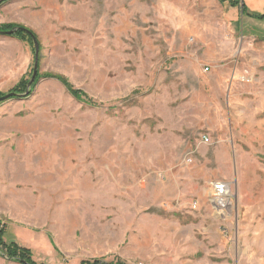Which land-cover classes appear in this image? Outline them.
Masks as SVG:
<instances>
[{
  "label": "rangeland",
  "instance_id": "374dc122",
  "mask_svg": "<svg viewBox=\"0 0 264 264\" xmlns=\"http://www.w3.org/2000/svg\"><path fill=\"white\" fill-rule=\"evenodd\" d=\"M19 1L0 25L32 30L37 71L90 100L55 77L12 91L34 47L0 34V96L16 93L0 101V152L33 157L46 185L37 219L0 215L3 241L45 264H264V19L218 0ZM51 165L69 182L41 177ZM0 264L19 263L0 247Z\"/></svg>",
  "mask_w": 264,
  "mask_h": 264
},
{
  "label": "crops",
  "instance_id": "0c3cea01",
  "mask_svg": "<svg viewBox=\"0 0 264 264\" xmlns=\"http://www.w3.org/2000/svg\"><path fill=\"white\" fill-rule=\"evenodd\" d=\"M55 0H29V3L18 2L17 8H22L23 6L32 7L34 9L42 8L47 10L54 3ZM234 1V0H233ZM236 5H231L228 1L223 2V4L228 3L232 10L238 11L240 16L246 20L249 25H254L256 20L263 21L264 18H257L253 15H264V0H235ZM219 2V1H218ZM24 4V5H21ZM244 7L246 13L249 15H242L241 8ZM255 19V20H254ZM258 23V22H257ZM262 24V22H260ZM257 25L258 27L260 26ZM263 28L259 29H264ZM258 29V28H256ZM2 152V151H1ZM0 152V215L8 216L18 221H32L37 219V213L40 214L41 207L37 210V196H36V185H40L46 188L45 184L33 183L31 178L33 175H37V168L35 171V162L33 157H28L27 160L18 161L15 164L11 159V153L6 152L7 161L3 154ZM45 165V163H44ZM39 179V177H38ZM36 186V187H35ZM47 192H41L40 198H44L48 195L50 206L52 199V190L47 186ZM44 190V189H43ZM45 191V190H44ZM51 196V198H50ZM40 205V204H39Z\"/></svg>",
  "mask_w": 264,
  "mask_h": 264
},
{
  "label": "trees",
  "instance_id": "16d2710c",
  "mask_svg": "<svg viewBox=\"0 0 264 264\" xmlns=\"http://www.w3.org/2000/svg\"><path fill=\"white\" fill-rule=\"evenodd\" d=\"M5 0H0V4H2ZM220 3L228 1L231 5H236L237 1L233 0H218ZM242 10V15L246 14V10L244 7L241 8ZM254 17L257 18H264V15H253ZM13 27L17 28V30L12 34L15 38L19 39L20 41L26 43L27 45L31 46L32 48L34 47L33 45V38H35V34L32 30L29 28H26L23 25H15V24H2L0 25V30H9L12 29ZM55 77L57 78L66 88V90L69 92L71 96H73L76 99L84 98L86 101L85 103L89 104L90 100L89 98L85 97V94L79 90L75 89L68 81L67 79L60 75V74H54V73H39L38 71L35 74L34 82L33 85L36 83V81L41 77ZM29 79V78H28ZM28 79L26 77H22L16 85L11 89L12 91H15L19 94H22L26 90V85L28 82ZM4 233V229L0 228V247L3 249L5 255L7 258L19 263V264H45L42 262H37L33 259L32 257V252L29 248L19 246L15 242H10V243H5L2 239ZM79 264H124L123 262L120 261H112V262H107L104 259H83L80 261Z\"/></svg>",
  "mask_w": 264,
  "mask_h": 264
},
{
  "label": "built area",
  "instance_id": "2783aa9c",
  "mask_svg": "<svg viewBox=\"0 0 264 264\" xmlns=\"http://www.w3.org/2000/svg\"><path fill=\"white\" fill-rule=\"evenodd\" d=\"M200 141L202 143H209L210 138L207 134H201L200 135ZM211 199L213 203L217 207L223 206V203L225 206L229 205V200L231 198V192H230V187L226 181L223 180H217L214 182H211ZM223 206V207H225Z\"/></svg>",
  "mask_w": 264,
  "mask_h": 264
},
{
  "label": "water",
  "instance_id": "95a60500",
  "mask_svg": "<svg viewBox=\"0 0 264 264\" xmlns=\"http://www.w3.org/2000/svg\"><path fill=\"white\" fill-rule=\"evenodd\" d=\"M16 30H17V28H13V29H10V30H0V34H8V35H10V34H13ZM33 43H34V63H33V68H32V74H31V77H30V79L28 81V84H27L26 92L28 91L29 87L31 86V84H32V82L34 80L35 74L37 72L38 43H37L35 38H33ZM12 95H16V93L10 92L8 94L0 96V101L4 100L8 96H12Z\"/></svg>",
  "mask_w": 264,
  "mask_h": 264
},
{
  "label": "bare ground",
  "instance_id": "6f19581e",
  "mask_svg": "<svg viewBox=\"0 0 264 264\" xmlns=\"http://www.w3.org/2000/svg\"><path fill=\"white\" fill-rule=\"evenodd\" d=\"M40 176L44 179H51V182H69L68 177H64L63 173L57 169V167L49 166L46 170L40 172ZM56 177V178H55ZM221 212V211H220Z\"/></svg>",
  "mask_w": 264,
  "mask_h": 264
}]
</instances>
